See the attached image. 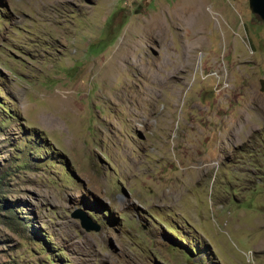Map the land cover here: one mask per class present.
I'll return each instance as SVG.
<instances>
[{"label":"rangeland","instance_id":"1","mask_svg":"<svg viewBox=\"0 0 264 264\" xmlns=\"http://www.w3.org/2000/svg\"><path fill=\"white\" fill-rule=\"evenodd\" d=\"M0 264H264L248 0H0Z\"/></svg>","mask_w":264,"mask_h":264},{"label":"water","instance_id":"2","mask_svg":"<svg viewBox=\"0 0 264 264\" xmlns=\"http://www.w3.org/2000/svg\"><path fill=\"white\" fill-rule=\"evenodd\" d=\"M249 7L256 19L264 23V0H248ZM72 218L79 221L80 226L87 232L95 231L97 232L99 228L92 225L89 219L80 211L71 215Z\"/></svg>","mask_w":264,"mask_h":264}]
</instances>
